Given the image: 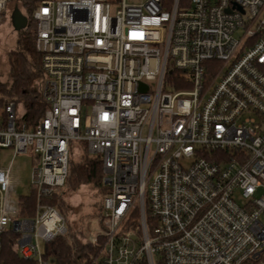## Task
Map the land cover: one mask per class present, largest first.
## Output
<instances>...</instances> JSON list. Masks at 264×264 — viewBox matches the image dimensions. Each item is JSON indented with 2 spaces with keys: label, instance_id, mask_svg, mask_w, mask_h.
<instances>
[{
  "label": "built area",
  "instance_id": "2783aa9c",
  "mask_svg": "<svg viewBox=\"0 0 264 264\" xmlns=\"http://www.w3.org/2000/svg\"><path fill=\"white\" fill-rule=\"evenodd\" d=\"M16 1L0 0V24ZM32 16L48 106L34 127L13 101L0 111V255L12 231L22 257L54 264L39 241L67 227L46 200L81 142L109 190L85 264L260 259L264 0H41ZM29 152L31 218L12 198L14 158Z\"/></svg>",
  "mask_w": 264,
  "mask_h": 264
},
{
  "label": "trees",
  "instance_id": "16d2710c",
  "mask_svg": "<svg viewBox=\"0 0 264 264\" xmlns=\"http://www.w3.org/2000/svg\"><path fill=\"white\" fill-rule=\"evenodd\" d=\"M40 2L41 0H17L16 4H9L4 12V22L0 24L8 29L11 28L17 36L16 46L9 50V81L3 82L0 79V111L3 112L8 102H15L21 113V119L27 122L30 127H34L41 120L48 106L42 99L40 91V82L44 77V71L42 56L36 48L37 23L32 16ZM16 7L28 18L27 26L20 30L14 28L12 20ZM64 186L76 193V197H82L84 190L89 187L95 188L98 196H105L109 191L103 183L102 160L99 156L90 155L85 143L74 142L72 145L69 175ZM59 194L60 191L46 201L56 206L63 214L67 231L58 235L53 241L45 243L44 256L54 264H85L90 254L95 252V246L89 239V235L85 236L84 231L73 229L70 231L67 218L57 202L58 199H61V204L64 203L63 197ZM97 195L94 197L96 198ZM94 210L89 214L94 216L99 214V221L103 226V203H101L100 211H98L99 209ZM35 212L36 196L32 191L31 195L24 197L20 202L19 215L31 218L35 216ZM17 238L18 234L12 231L5 233L0 264H37L35 259H25L19 254L16 245ZM245 264H264V254L260 259H251Z\"/></svg>",
  "mask_w": 264,
  "mask_h": 264
},
{
  "label": "rangeland",
  "instance_id": "374dc122",
  "mask_svg": "<svg viewBox=\"0 0 264 264\" xmlns=\"http://www.w3.org/2000/svg\"><path fill=\"white\" fill-rule=\"evenodd\" d=\"M131 1V0H129ZM16 4V3H12ZM13 6V5H12ZM14 8V7H13ZM14 35V36H13ZM17 36L11 28L0 26V79L3 82L9 81V69L10 64L8 60L9 50L16 46ZM0 80V81H1ZM146 133V132H145ZM13 158L12 150H6L1 154V164L6 166ZM35 158L31 153L19 154L14 158L13 165V179H14V192L13 200L20 204L24 197L31 195L32 193V171L35 166ZM67 186H64L60 190V194L63 197L64 203L61 204V199H58V205L63 211L65 217L67 218L68 224L71 229L75 231L82 230L91 239L92 236L96 235L101 229V223L99 221L100 206L102 203L103 195H97L95 188H86L83 192L82 197H76V193L71 192ZM97 195L95 198L94 196ZM239 202L243 201L239 195L237 197ZM95 207V208H94ZM94 209H99L94 216L89 213L95 211ZM100 241V240H99ZM40 248L44 250L45 242L39 241ZM95 246V252L91 253V256L97 255L100 251L98 244H93ZM263 261V260H261Z\"/></svg>",
  "mask_w": 264,
  "mask_h": 264
},
{
  "label": "water",
  "instance_id": "95a60500",
  "mask_svg": "<svg viewBox=\"0 0 264 264\" xmlns=\"http://www.w3.org/2000/svg\"><path fill=\"white\" fill-rule=\"evenodd\" d=\"M13 25L16 30H20L27 26L28 18L22 13V11L16 7L13 11L12 15ZM147 86L145 84H141V89L145 90Z\"/></svg>",
  "mask_w": 264,
  "mask_h": 264
}]
</instances>
